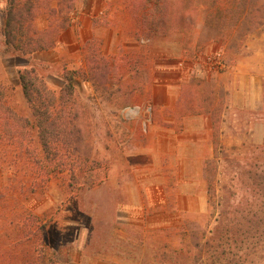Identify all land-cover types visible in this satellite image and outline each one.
Returning a JSON list of instances; mask_svg holds the SVG:
<instances>
[{"label": "rangeland", "instance_id": "obj_1", "mask_svg": "<svg viewBox=\"0 0 264 264\" xmlns=\"http://www.w3.org/2000/svg\"><path fill=\"white\" fill-rule=\"evenodd\" d=\"M6 3L9 103L32 117L18 69L33 63L63 93L57 113L71 128L51 161L36 129L31 157L0 144V264H264V0H225L223 25L214 0H196L191 27L166 33L141 27L131 0H76L57 44L21 56L2 52ZM94 5L102 13L81 27ZM151 46L165 47L166 71L148 65ZM50 162L65 169L47 174Z\"/></svg>", "mask_w": 264, "mask_h": 264}, {"label": "trees", "instance_id": "obj_2", "mask_svg": "<svg viewBox=\"0 0 264 264\" xmlns=\"http://www.w3.org/2000/svg\"><path fill=\"white\" fill-rule=\"evenodd\" d=\"M131 1L133 2L131 4L133 9L136 11L143 10L140 18H138L139 25L147 28L150 32L183 31L190 28L195 20L194 16H189V10L196 9L194 5L196 0H179V4L175 8L172 6L173 4L161 0ZM215 3L220 14L217 17V22L219 25H223L226 19L225 0H214ZM75 6L76 0H7L4 10L5 25L4 38L1 44L2 52L5 55L21 56L53 48L59 41L61 33L73 24L71 14ZM210 12L213 15L215 8ZM210 12H207L205 23H208L211 16ZM38 14H43L46 17V26L38 27L36 23ZM65 76L67 83L64 90L71 94L74 90L72 72L67 71ZM18 78L32 117L18 112L9 103L8 95L10 92L6 84L0 80V144L3 142L16 144L17 149L15 150L18 153H22L26 158L31 157L32 152L26 147L24 140L31 141V132L36 129L44 156L46 160L51 161L52 158L60 155L62 148L68 144L65 142L64 133L66 134L65 131L70 125L68 122V124L63 122L62 115L57 113L63 93H58L53 89L44 75L39 72L37 65L33 63L19 68ZM71 132L79 138V134L74 131V128L71 129ZM24 147L26 150L23 149ZM32 151L35 153V150ZM72 151L74 150L70 149L69 156L74 153ZM42 168L47 170V174L57 169L60 171L65 169L62 164L52 165L51 162L50 164L46 163ZM36 169L38 167H30L29 172L36 173ZM69 169L75 174L77 168L72 165ZM258 204L261 215L264 217V197ZM249 236L245 239L249 240ZM44 255L42 252L39 254L42 258L45 257Z\"/></svg>", "mask_w": 264, "mask_h": 264}, {"label": "crops", "instance_id": "obj_3", "mask_svg": "<svg viewBox=\"0 0 264 264\" xmlns=\"http://www.w3.org/2000/svg\"><path fill=\"white\" fill-rule=\"evenodd\" d=\"M109 1L110 0H102V4L103 5H109ZM91 9H90V11H84L81 14V16L79 18L82 22L81 27L83 26V23H85V21H88V23H94L93 17L102 13L100 8H98V9H96V11H94L95 5L92 6ZM147 40H148V42H151L149 39H147ZM150 45H151V43H150ZM157 50H158V52L155 53L154 47L153 46L150 47V50H149L150 51V53H149V56H150L149 60L150 61H149L148 65H151V67H153L154 70L161 73L163 71H166V68H167L165 47H162V50H161V47H158ZM41 53H44V50L36 52V54H41ZM163 78L164 79H161V75L157 74L154 78V81H158V85H166L165 76H163ZM119 262H121V261H119ZM125 264H127V263H125Z\"/></svg>", "mask_w": 264, "mask_h": 264}, {"label": "built area", "instance_id": "obj_4", "mask_svg": "<svg viewBox=\"0 0 264 264\" xmlns=\"http://www.w3.org/2000/svg\"><path fill=\"white\" fill-rule=\"evenodd\" d=\"M205 63L208 66V68L213 69V70H217V69L221 68V66H222V53H221V51H216V52L207 54L205 56ZM179 64L182 65L183 62L181 61Z\"/></svg>", "mask_w": 264, "mask_h": 264}]
</instances>
